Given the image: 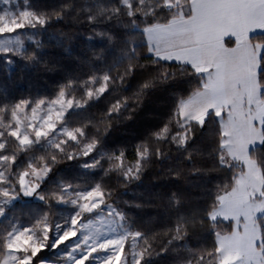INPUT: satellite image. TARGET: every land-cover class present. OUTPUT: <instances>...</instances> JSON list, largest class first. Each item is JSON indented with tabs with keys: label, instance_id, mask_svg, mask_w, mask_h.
Returning a JSON list of instances; mask_svg holds the SVG:
<instances>
[{
	"label": "snow or ice",
	"instance_id": "1",
	"mask_svg": "<svg viewBox=\"0 0 264 264\" xmlns=\"http://www.w3.org/2000/svg\"><path fill=\"white\" fill-rule=\"evenodd\" d=\"M82 22L87 35L49 31ZM74 41L87 71L65 70L52 95L0 84V264H264V0H0L6 65L55 71L44 49ZM190 78L131 160L112 146L155 92ZM154 163L189 187L122 200ZM211 172L225 176L215 192ZM146 206L163 218L130 215Z\"/></svg>",
	"mask_w": 264,
	"mask_h": 264
},
{
	"label": "trees",
	"instance_id": "2",
	"mask_svg": "<svg viewBox=\"0 0 264 264\" xmlns=\"http://www.w3.org/2000/svg\"><path fill=\"white\" fill-rule=\"evenodd\" d=\"M38 6H53L58 0H32ZM63 29L70 34L73 32L88 34V27L85 23L73 25L69 28L64 23H59L49 29L56 31ZM100 41L96 45H100ZM88 45L83 41H74L71 45L70 53H65L62 49L52 46L51 43L44 49L46 55L45 60L55 62L58 67L55 71H45L43 68L35 70L22 71V64L17 61L15 66L6 65L3 58L0 57V84H8L12 95L17 98L21 96H50L55 91L57 85L62 82V76L65 70H78L80 67L87 71L86 66L77 64V57H85L87 55ZM146 54V50H145ZM136 80L132 81L133 90L135 89ZM195 85L194 79L173 82L164 86L163 89L155 92L148 100H146L143 108L137 113L133 120L125 121L118 125L111 133L110 143L114 148H126L128 158L132 159L133 146L139 142L149 130L159 124L161 120L167 118L168 111L172 104V93L184 92L190 90ZM217 125H209L206 129L197 132L196 143L201 150L208 152L215 146ZM205 167L211 166V161L205 159L202 161ZM168 165L154 163L145 173L143 183L138 187L133 184L129 187L126 194L122 196V200L140 202L139 198L143 196L145 199L152 194H168L173 191L186 189L189 187L184 181H175L171 176L162 174V169ZM211 179L206 181L207 187L215 192V185L220 184L225 176L221 172H211ZM137 221H147L158 215L163 218L162 208L159 206H146L142 210H131ZM223 230L224 225H221ZM211 237L205 233L198 240L210 246ZM157 264H171L169 259L161 258Z\"/></svg>",
	"mask_w": 264,
	"mask_h": 264
}]
</instances>
